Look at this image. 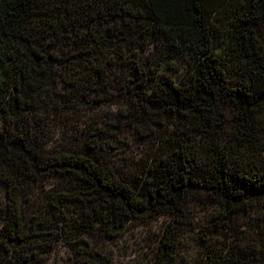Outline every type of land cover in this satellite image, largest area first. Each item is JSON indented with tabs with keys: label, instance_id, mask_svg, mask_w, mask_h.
Here are the masks:
<instances>
[{
	"label": "trees",
	"instance_id": "1",
	"mask_svg": "<svg viewBox=\"0 0 264 264\" xmlns=\"http://www.w3.org/2000/svg\"><path fill=\"white\" fill-rule=\"evenodd\" d=\"M112 105L65 145L42 139L51 119ZM0 183V264H37L57 242L110 264L89 235L162 216L168 264L193 202L236 245L203 264H264V0H0Z\"/></svg>",
	"mask_w": 264,
	"mask_h": 264
},
{
	"label": "rangeland",
	"instance_id": "2",
	"mask_svg": "<svg viewBox=\"0 0 264 264\" xmlns=\"http://www.w3.org/2000/svg\"><path fill=\"white\" fill-rule=\"evenodd\" d=\"M148 59L154 60V57L150 55ZM176 66H178V71L175 75L176 82L181 83L187 75V66L184 59L176 60ZM116 108L117 105H112L111 110L101 108L91 114L75 112L70 114L69 117L61 118L62 123L56 126L51 119L52 127L50 129L56 133H52L50 136L44 135L42 139L50 147L65 145L67 144L66 140L70 141V137L77 135L81 129L87 128L91 120L90 117L95 118L98 115L108 117L112 113L111 111ZM147 145V143L132 144L125 154L114 157V167L117 171H125V167L131 165L134 162L133 160H136L140 155L141 149L145 150ZM30 202L27 201L25 205L29 204L30 206ZM4 204L5 190L0 183V208ZM260 210L258 209L256 212H260ZM211 211V206L208 204L193 202L188 205L186 208L187 214L185 213L186 219L182 221L185 222V225L180 226L178 231L175 230L174 240H172L171 245L172 251L167 261L168 264H203L207 254H210V252L219 254L226 250L231 252L233 249L235 251L236 245H230L226 238L222 236L214 238L206 232L210 223L209 216ZM252 214L253 216L256 215L255 212H252ZM260 216L263 218L264 214L260 212ZM241 218L238 228L243 232L242 235H246V233L251 231L250 219ZM168 221V216H162L142 224L131 222L126 224L122 231L114 237L106 238L89 235L87 238L94 249L103 254L110 264H155L156 247L164 230L167 228ZM259 224L260 226L262 225L261 223ZM254 238L255 236H251V239ZM53 247L54 249H52L48 257L39 260L37 264H80L65 249L61 242L55 243ZM235 259L237 264L242 261L238 257H235Z\"/></svg>",
	"mask_w": 264,
	"mask_h": 264
}]
</instances>
